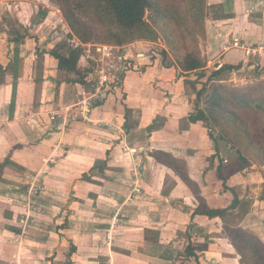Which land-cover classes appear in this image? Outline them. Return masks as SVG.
I'll list each match as a JSON object with an SVG mask.
<instances>
[{"label":"crops","instance_id":"0c3cea01","mask_svg":"<svg viewBox=\"0 0 264 264\" xmlns=\"http://www.w3.org/2000/svg\"><path fill=\"white\" fill-rule=\"evenodd\" d=\"M9 1L15 3L0 0V164L8 160L0 169V241L24 239L22 244L28 243L25 256L36 264H245L218 222L221 218L194 213L202 203L208 204L205 207L229 205L211 204L220 199L215 195L220 188L219 164L227 185L233 174L238 176L245 168L224 174L228 151L217 143V152L207 123L189 116L196 109L197 91L204 83L214 84L222 73L246 79L238 74L245 71L244 75L251 72L264 79V0H208L206 35L201 40L206 65L199 78L195 71L179 72L163 41L136 40L143 48L152 43L166 50L153 49L152 57L145 59L148 63L140 66L146 71L127 77L128 90L109 94L88 112L76 104L84 85L79 75L58 68L51 48L40 46L39 34L31 41L28 35L20 43L12 41L17 32L31 29L27 19L24 23L14 15V23L8 20L15 12ZM47 1L34 0L30 16L38 18L34 26L47 16ZM40 9L46 10L45 17H38ZM234 38L255 52L229 45ZM26 42L33 46L28 48ZM224 45H228L225 50ZM224 64L234 68L216 74ZM78 67L83 71L80 62ZM36 71L40 76L35 79ZM60 71L71 80L60 77ZM139 132L145 135L134 137ZM155 150L187 163L204 200L152 155ZM208 175L217 182H209ZM182 193L197 199L189 219L182 215ZM261 198H257L259 211L264 210ZM239 201L238 206L240 195ZM203 215L218 222L214 230L223 233L224 245L216 248L196 235L197 255L188 258L185 249L193 235L191 223ZM242 227L262 238L248 226ZM19 249L15 252L14 246L11 255Z\"/></svg>","mask_w":264,"mask_h":264},{"label":"trees","instance_id":"16d2710c","mask_svg":"<svg viewBox=\"0 0 264 264\" xmlns=\"http://www.w3.org/2000/svg\"><path fill=\"white\" fill-rule=\"evenodd\" d=\"M57 2L69 24L72 35L82 43L93 42L91 39L92 24H99L103 28V33L99 37H103L107 43L125 44L135 40H147L154 43L163 41L168 51L174 56L179 72L195 71L198 78L204 75L206 57L201 48V40L206 35L208 0H57ZM148 10L150 14L147 17ZM45 15L46 10L40 9L38 17H45ZM27 35L29 36V32H26V29L19 31L12 41L20 43ZM156 45L155 50L159 52L166 50L160 44ZM83 50L81 45L67 48L65 44L56 43L49 53L58 59L59 69L76 72L79 75L78 81L85 85L87 74L78 67ZM16 54H18V48H16ZM14 67L15 75H17V59ZM232 68L234 67L224 64L215 73ZM16 90L17 82L14 81L12 106L15 105ZM261 91L262 93L242 90L237 86L232 87L217 82L212 84L204 100L205 106L202 107L200 98L204 92H207V85L204 83L197 91L195 112L189 116L192 121L205 120L210 127L212 120L215 125H221L225 129V134H220V138L227 140L228 146L236 147V144L226 134L232 132L231 125L236 131V136L233 138L239 143L236 150L239 158L244 162L242 167L247 163L244 155L245 148L256 146L259 150H264V85ZM101 102L103 101L98 103ZM249 122H254L257 126L251 128ZM210 135L219 152L218 138L213 130ZM152 155L172 168L194 193L204 200L198 184L189 176L183 159L163 150H155ZM5 163L0 164V169ZM217 176L224 179L220 164ZM84 177L89 176L84 174ZM224 185L228 188L226 178ZM232 192L234 198L229 206L205 208L200 206L195 209L194 213L206 214L208 217H220L224 222L226 233L241 256V261L245 264H264V240L238 225L233 208L237 207L240 201L237 193L234 190ZM189 237L185 255L188 258L196 257L194 245L197 240L195 241L191 234ZM73 248L75 249V246L72 250Z\"/></svg>","mask_w":264,"mask_h":264},{"label":"rangeland","instance_id":"374dc122","mask_svg":"<svg viewBox=\"0 0 264 264\" xmlns=\"http://www.w3.org/2000/svg\"><path fill=\"white\" fill-rule=\"evenodd\" d=\"M37 1V0H35ZM46 1V0H45ZM7 5H10V8L15 9V12L13 11L11 16H8V20L12 21L14 23V15L16 16L17 19L22 20V22H26V19L28 20L27 22V27L28 29H31L29 32V41L30 38H34V36H37L39 34V44L40 46H42L43 49H46L48 46L49 48H52L51 46H55L56 43H62L65 44V46L68 47H72L74 46L75 42L73 41L74 37L72 35V31L69 27V24L66 20V18L64 17L63 12L61 11L59 4L57 2V0H50L49 2L47 1L45 4L46 6H48V14L47 16L41 20V23H37L34 26V23H32L34 21V19L36 18L38 20L37 17H35L36 15L34 14V19H30V16H33L34 11L32 10L33 7V2H30L29 0H15V5L9 1L6 2ZM12 3V5H11ZM39 4H41L39 2ZM43 5V3H42ZM33 12V13H32ZM150 11L148 10L146 15L147 17L149 16ZM29 16V17H28ZM87 18V17H85ZM40 21V20H39ZM38 22V21H37ZM20 25V23H19ZM17 27V26H16ZM21 27V25L19 26ZM18 27V28H19ZM27 32V31H26ZM14 34H16V32H13ZM103 33V28H101V26L98 24H92V40L93 42H107L103 37H99V35H102ZM27 43V42H26ZM148 44V47L145 48L144 52L146 53L145 57H136L135 59L140 60L142 64H147L145 63V59H149L152 57V51L153 49H155L154 47L157 46L156 44H152V43H146ZM30 46H33V43H27V47L29 48ZM139 47H142L141 45H139ZM24 48V47H23ZM158 52V51H157ZM161 53V52H160ZM161 54H158V56H160ZM164 56V54H162ZM170 58H174L173 55L170 56ZM213 68V66L211 67ZM36 70H38L36 68ZM143 70L141 68L138 67H134V65L132 64L131 69L128 70L127 74L124 77V80L122 81L121 85L116 86L115 88H113V94L114 93H118L122 90H128L129 87L127 85L128 79L127 77H129L130 73L135 72V73H142ZM238 72V71H237ZM245 71H239L238 74H242L246 80H244V82L242 83V81H237L235 82H231L229 81L230 77V72L227 71L226 73H222V75H219L216 77V82H220L223 84H227L229 86L235 87L237 86V88H241L242 90H252L254 92H259L262 93L261 89L264 85V79H260V77H256L254 76L251 72H246L244 75ZM33 77H38L40 75H37V71L35 73H33ZM59 76L62 78H65L67 80H71L69 79L68 76H65V72L60 71ZM36 79V78H35ZM248 79V80H247ZM37 83V82H36ZM209 85V84H208ZM207 85V92H204L202 94V106L204 107V100L206 99V96L208 95V91L211 90L212 87V82L210 83V86ZM40 86V83L37 86V90L39 92L40 89H38V87ZM110 94V93H109ZM107 95L106 97L109 98V96L111 95ZM77 99V97H75ZM252 121V118L250 119ZM205 121V120H203ZM206 122V121H205ZM212 126L210 127V125L207 123L206 128L210 131L211 134V130H213L214 134L216 135V137L218 138V143L221 145V147H224V149H226L225 151H228L225 153L224 157H226L228 160L224 161V163L229 164V166L226 168H224L223 173L227 174L229 172H233L236 168L239 169V166H242V164L244 163L238 156L236 147L238 146V142L235 141V130L233 129V127L230 125L231 127V131L232 132H228L226 133L231 139L232 142L234 144H236L235 146H228V148L225 147L226 145V141L225 139L220 138V134H225V129L221 126V125H215L213 122V120L211 121ZM250 123V127L251 128H255V126H257L256 124L254 125V122H249ZM243 127V125L241 124V128ZM206 132V131H205ZM145 133L144 132H139L136 133L134 135V137H138V136H144ZM234 137V138H233ZM212 142V141H211ZM245 152L244 155L247 159V163L244 165L245 171L241 172L238 176H235L233 174L232 178H230L229 182H231L230 184L227 185V187H230V189H224L223 187H225L224 185V179L227 177H224V179H220L218 180V182L216 181V177L207 176V179L209 180V182H220V188L216 190V194L218 195L220 199H217L215 201H213L211 204L212 205H221V204H229L232 202L233 198H234V193L232 192V190H234L238 197L239 195L242 198V203L240 204V206H237L235 208H233V213L235 214V220L237 221V223H242V226H248V228L254 230L255 232L257 231L258 234H260L262 236V240H264V221L262 219H264V210L259 211L260 209H257V198L258 197H262L261 199H264V150H259L258 147L256 146H252L249 148H245ZM187 165V163H186ZM191 166H193V164H191ZM222 183H223V187H222ZM166 186V184H165ZM168 186V185H167ZM167 186H166V190H167ZM232 189V190H231ZM183 194V193H182ZM191 194V193H190ZM182 197L181 202H182V215L183 218L189 219L188 215H191L192 213V206H193V202H196L197 199L195 198H188V194L186 196L180 195ZM212 199V196L210 197V200ZM200 202V200H198ZM231 201V202H230ZM178 202V201H177ZM230 202V203H229ZM179 203H177V207ZM185 205V207H184ZM208 205V204H207ZM204 205V203H202V206H207ZM227 205V206H229ZM210 206V204H209ZM189 207V208H188ZM256 208V209H254ZM262 212V213H261ZM202 215V214H201ZM206 215V214H205ZM203 215L201 217H199V219L197 221L201 222H193L189 221L191 223V227H190V232H192L193 237H195L196 235L201 236L200 240H205L207 238L206 241L208 242H213L214 243V247H220L222 248V246L224 245V235H222L223 233H220L219 231L217 232L215 229V226H218V222L224 227V222L219 219L218 222L216 221H210L206 218V216ZM208 221L210 222V224L208 223ZM179 223H183V222H179ZM216 224V225H215ZM2 227V226H1ZM175 227V226H172ZM211 227H213V230H211ZM211 230V231H209ZM181 232V231H180ZM253 233V232H252ZM9 235V234H8ZM189 235V232H188ZM10 238V237H9ZM205 238V239H204ZM6 239V238H5ZM13 240V242L11 241ZM28 240V239H27ZM26 240V242H30L32 243V241L29 239L28 241ZM211 240V241H209ZM22 241H24V239H9L6 241H0V264H23V262H25V260L27 259H31L28 258L27 256H25L26 253V246L28 243L22 244ZM182 241V240H181ZM180 241V242H181ZM12 242V243H9ZM220 242V243H218ZM202 243V242H200ZM14 246H15V252H16V248H20L16 255H11L13 250H14ZM227 246V245H226ZM230 248V247H229ZM227 252L230 253V251H228V246H227ZM28 250V247H27ZM239 256V255H238ZM240 258V257H239ZM29 264L33 263L36 264L35 261L28 260ZM185 261V259L183 260ZM39 262V261H38Z\"/></svg>","mask_w":264,"mask_h":264},{"label":"built area","instance_id":"2783aa9c","mask_svg":"<svg viewBox=\"0 0 264 264\" xmlns=\"http://www.w3.org/2000/svg\"><path fill=\"white\" fill-rule=\"evenodd\" d=\"M73 41L75 42L74 46L81 45L84 48L79 62L87 77L85 85L78 92L76 104L87 112L99 101L106 99V96L109 93L111 94L113 88L121 85L132 64L138 68L143 65L140 61L141 59H135L134 55L138 58L146 56L145 48L139 47L136 40L125 44L107 42L82 43L76 38ZM229 45L246 48L248 52H255L254 47L244 44L239 38H234ZM227 48L228 45H224L223 49ZM228 78L229 81L235 83L237 81H242L243 83L246 80L235 75H231Z\"/></svg>","mask_w":264,"mask_h":264}]
</instances>
